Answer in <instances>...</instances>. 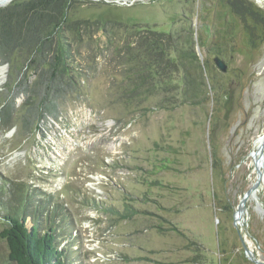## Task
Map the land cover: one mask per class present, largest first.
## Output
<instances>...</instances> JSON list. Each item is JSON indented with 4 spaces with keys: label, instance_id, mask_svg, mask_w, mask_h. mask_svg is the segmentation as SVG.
I'll return each instance as SVG.
<instances>
[{
    "label": "rangeland",
    "instance_id": "374dc122",
    "mask_svg": "<svg viewBox=\"0 0 264 264\" xmlns=\"http://www.w3.org/2000/svg\"><path fill=\"white\" fill-rule=\"evenodd\" d=\"M237 1H71L68 22L93 23L65 33L85 72L79 88L27 132L24 96L15 99V124H0L2 200L17 205L6 194L15 181L30 196L27 213L39 204L34 190L45 212L57 202L52 225L70 264H255L239 235L264 262V178L238 230L233 224L255 180L253 157L264 161V146H255L264 132V0H239L240 14ZM140 35L158 38L178 72L131 81L136 51L126 42ZM20 59L12 61L25 75ZM186 67L196 76L184 78ZM11 71L0 65V94L18 81ZM4 223L0 213V230ZM33 223L28 216L25 227ZM7 255L0 238V264H14Z\"/></svg>",
    "mask_w": 264,
    "mask_h": 264
},
{
    "label": "trees",
    "instance_id": "16d2710c",
    "mask_svg": "<svg viewBox=\"0 0 264 264\" xmlns=\"http://www.w3.org/2000/svg\"><path fill=\"white\" fill-rule=\"evenodd\" d=\"M71 1L74 0H13L5 6H0V64L8 62L12 69L11 75L16 74L18 79L11 92L5 86V91L0 94V101L3 100V105L0 107L2 127L9 128L15 124L14 103L15 98L20 94L24 96L20 108L23 110L21 129L27 132L41 115L56 117L60 113V100L79 88L80 79L84 78L85 72L81 62L76 60L75 54L68 51L71 45L66 41L65 33L73 31V28L77 30L82 26L86 28L93 26V23L85 20L68 22L66 15ZM237 2L239 3L237 10L247 7L243 3L240 4L241 1ZM238 12L240 14L239 10ZM99 27L98 25L95 29L99 30ZM77 40L79 41L80 38L78 37ZM126 43L133 44L131 50L136 51V71L133 66L128 69V77L131 81L137 83L138 80L149 81L154 78L162 81L167 76L178 72L177 61L170 56L158 38L140 35ZM193 43L192 40L191 47ZM123 49L117 50V58L122 59L126 56V53L125 56L121 54ZM190 56L195 63L196 56L192 55V52ZM17 57L21 58L19 60L22 61L21 68L27 65L24 70L25 75H20L15 63ZM188 66L193 68L192 63ZM27 69L35 73L34 79L29 80L26 77ZM184 73V78L196 76L187 67ZM185 82L191 84L193 80L188 78L185 79L184 84ZM189 88L191 90L189 96L196 97L195 86L189 85ZM3 191L2 186L0 187V213L5 223L0 230V238L6 243L8 260L14 264H70L69 252H62L58 248L57 227L52 225L51 217L60 209L57 202H53L54 213L45 212L42 208V202L45 201L42 200L44 193L34 190L32 195L39 197L36 201L39 204L34 205L33 211L27 213L31 199L25 193L26 189L21 182H10L6 192L13 200L17 199V205L3 201L2 195L5 193ZM21 209L22 212H20ZM131 213L133 212L127 209L123 216L127 217ZM28 216L35 223L30 229L25 227Z\"/></svg>",
    "mask_w": 264,
    "mask_h": 264
},
{
    "label": "water",
    "instance_id": "95a60500",
    "mask_svg": "<svg viewBox=\"0 0 264 264\" xmlns=\"http://www.w3.org/2000/svg\"><path fill=\"white\" fill-rule=\"evenodd\" d=\"M214 62H215V65L217 66V68L221 71H225L227 69V65L226 63L224 62L223 59H221L220 57L216 56L214 57ZM261 139V146L258 147V151L257 152H261V148L262 146L264 145V132L263 134L261 135L260 137ZM255 153V152H253ZM253 164H254V169H255V173H256V176H255V180L254 182L251 184V186L243 193V195L241 196L240 200H239V203L237 204L234 212H233V224H234V227L238 230V224L241 220L240 218V212H242V209L245 208V200L247 199V197L250 195V194H254L261 182H262V172L260 171V169L257 167V160L253 157ZM243 213V212H242ZM239 238H240V242L242 244V247H243V250L246 254V256L248 257V259L252 262H254L255 264H264V262L262 261H259V260H256L252 254V251H250L248 249V247L246 246V244L244 243L242 237L239 235Z\"/></svg>",
    "mask_w": 264,
    "mask_h": 264
},
{
    "label": "bare ground",
    "instance_id": "6f19581e",
    "mask_svg": "<svg viewBox=\"0 0 264 264\" xmlns=\"http://www.w3.org/2000/svg\"><path fill=\"white\" fill-rule=\"evenodd\" d=\"M10 0H0V5H4V4H6V3H8ZM3 72V71H2ZM261 137V136H260ZM260 137H259V139L256 141V144H255V146H256V148L258 149V147H260L261 146V139H260ZM264 146V145H263ZM263 146H262V148H263ZM261 148V149H262ZM256 151H258V150H256ZM254 154V153H253ZM257 165H258V167H259V169H260V171L262 172V179L264 178V161H262V162H260V163H257ZM256 193V192H255ZM255 193L254 194H250L248 197H247V199L245 200V208L244 209H242V212L244 213V211H246V201L250 198V197H254L255 196ZM242 212H240L241 214H240V218L242 217V215H243V213Z\"/></svg>",
    "mask_w": 264,
    "mask_h": 264
},
{
    "label": "built area",
    "instance_id": "2783aa9c",
    "mask_svg": "<svg viewBox=\"0 0 264 264\" xmlns=\"http://www.w3.org/2000/svg\"><path fill=\"white\" fill-rule=\"evenodd\" d=\"M4 64L6 65L7 63H2V64H0V65H4ZM33 75H34L33 72H29V74L27 73V76H26V77H27L29 80H32V79L35 77V75H34V76H33ZM32 76H33V78H32ZM19 96H20L21 98H23V95H22V94H20ZM19 96H17V97H19ZM17 97H16V98H17ZM16 98H15V99H16ZM2 105H3V103L0 104V107H1Z\"/></svg>",
    "mask_w": 264,
    "mask_h": 264
}]
</instances>
